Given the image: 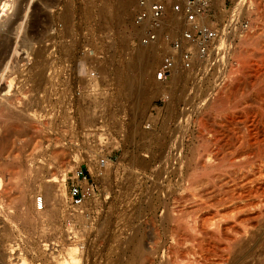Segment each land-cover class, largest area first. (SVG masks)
I'll list each match as a JSON object with an SVG mask.
<instances>
[{
    "label": "rangeland",
    "instance_id": "obj_1",
    "mask_svg": "<svg viewBox=\"0 0 264 264\" xmlns=\"http://www.w3.org/2000/svg\"><path fill=\"white\" fill-rule=\"evenodd\" d=\"M13 1L15 8L12 16L8 24L0 29V95L7 89L5 81L7 83L11 80L10 92L14 91L15 97L13 95L10 100L13 102V110L21 112V121L18 129L8 134L10 138L6 136L8 139L0 149V264H15L18 259L25 262L27 259H41L44 264H61L60 261L66 258V248L73 246V243L79 247L76 255L80 258L78 264H137L135 261H138V264H171L173 255L169 249L175 241L178 242V230L183 234V241L179 240L182 241L179 244L180 250L182 247L186 251L190 244L192 247L193 243L197 242L193 245L194 249L197 248L194 255H198L202 250L208 251L209 254L211 252L208 254L209 261L218 262L220 256V259L225 258L222 253L228 255L223 249L228 240L224 236L221 235L220 239L217 237V240L215 238V241L211 239L210 242L207 236L203 235V238L190 228L194 221L207 215L205 212H212L214 205H211L209 210V205H199L196 200H202L198 197V192L214 186L212 182L217 179L216 171L221 168H209L208 171L211 169L213 171L209 172L215 174L208 172L211 176L205 169L203 174V169L198 168L194 173L193 169L189 168L188 172L184 170L183 176L180 177L178 172L169 173L163 154L167 143L170 144L172 139L169 135L173 132H176L175 136H180L185 130L192 131L185 142L196 143L194 136L197 134L199 119L210 111L227 112L228 103L233 102L232 100L237 101L249 96V103L252 102V86L256 78L252 77L249 70L250 74L247 70H244L245 74L239 73L234 66L238 62L245 66L255 60L260 63L264 61V54L261 55L264 51L262 52L260 45L262 40L264 41V0H243L240 12H234L232 9L235 8V2L241 0H224V3L220 1L216 5L210 3L207 9L209 22L218 28L219 36L221 34L224 37L222 39H226L216 50L217 56L221 53L216 66L219 71L216 68L210 69L202 76L197 69L183 70L179 67L178 72L173 71L174 75L161 81L155 79V73L162 55L169 49L167 44L154 42L153 56H142L147 60L139 59V67L136 65V50L141 45L148 44L139 42L138 31L131 26L136 0ZM232 16L234 19L229 24L231 29L227 30L228 19ZM242 17L248 20L246 28L240 24ZM170 19L176 17L170 14ZM10 24L12 25L9 26ZM174 32L175 30L172 31ZM243 35L248 36L247 38L251 35L253 37L248 41L243 39L242 42ZM215 42L217 45L218 41ZM132 56L135 57L134 60ZM261 58L263 61H260ZM143 65L144 69L148 70L142 77L138 68ZM91 72L94 74L91 75ZM232 73L242 75L239 76V79L243 78L240 79L243 81L241 93L234 85L238 76L233 79ZM128 78L143 80L144 86H141L139 95L141 102L139 99L136 101L135 98L131 100L127 99L126 95V98L123 96L124 81H129ZM228 79L233 80L231 82L236 90L231 85L225 95L230 94L228 96L233 98L226 99L224 95V99H217L218 95L216 97L215 94L218 87ZM157 82L159 84H156ZM119 85L123 86L120 88ZM158 85L166 87L165 92L156 91ZM248 90L252 91L251 95L250 92L246 94ZM214 96L221 103L225 100L222 106L228 104L227 107L224 105L226 110L217 107L220 102L211 109L210 106H204L205 99ZM198 115H201V118L198 119ZM205 118L206 116L202 119L206 120ZM207 119L206 122L210 124V114ZM0 124L2 126V123ZM191 128L192 130H189ZM1 131L0 128V135ZM102 144L105 163L100 164L98 147ZM142 158L146 159L143 166L139 163ZM80 168L91 175L97 188L95 195L86 203L87 213L82 218L74 219L78 237L76 241H71L67 238L64 225L67 212L63 203L68 197L67 189L72 182L71 178L76 169ZM188 176H191L189 180ZM205 176L208 177L207 181L212 177L210 183L208 182L211 185L206 184L208 188L204 183L207 182ZM199 178L201 181H198ZM53 181H59L60 186L62 185L58 188L60 191L55 190L56 194L62 196L60 199L53 197L54 191L46 194L43 190V186ZM199 182L202 184L199 185ZM213 188L210 190L212 189L211 194L215 196L216 187ZM40 195L43 196L44 203L39 208L35 196ZM196 205L199 208H196ZM197 215L199 219L196 218ZM233 217L236 219L234 215ZM233 217L228 216L230 222H227L225 217L224 223L233 224L237 221ZM253 221L250 220L249 225H255H252L255 236L239 250L230 253L228 264H264V222ZM235 225L234 229L242 227L238 221ZM209 227L212 229L213 224ZM231 229L229 228V234L233 233ZM174 230H177V233ZM194 234H199V238ZM14 238L22 240L25 253V256L16 260L6 253V243ZM136 239H139L138 243ZM205 240L207 246L204 245ZM41 242L56 243L59 251L54 253L57 255L53 258L45 256ZM138 244L140 249L137 248ZM210 244L215 246L211 247ZM64 246L67 247L61 251ZM135 248L139 250L135 251ZM191 251L189 256L193 255ZM207 262L202 261L203 264Z\"/></svg>",
    "mask_w": 264,
    "mask_h": 264
},
{
    "label": "bare ground",
    "instance_id": "obj_2",
    "mask_svg": "<svg viewBox=\"0 0 264 264\" xmlns=\"http://www.w3.org/2000/svg\"><path fill=\"white\" fill-rule=\"evenodd\" d=\"M13 0H0V29L2 27H4L5 24H8L7 22L10 20L11 16H12V12H13V9L15 8L14 7V1L12 2ZM223 0H211V4L212 5H216V3L220 2ZM237 1V0H236ZM243 0L240 1H237L235 2V5H234V12H240L241 9V5L244 4L242 3ZM251 3V2H250ZM249 3V4H250ZM247 4V3H246ZM245 4V5H246ZM247 6V5H246ZM244 7V5H243ZM84 9V8H83ZM124 9V8H123ZM122 9V11H123ZM245 9V8H244ZM19 10V9H18ZM16 11V10H15ZM17 12V11H16ZM90 12V11H88ZM126 12V11H125ZM242 12V11H241ZM19 13V11H18ZM17 13V14H18ZM171 14V13H170ZM236 14V13H235ZM21 15V14H20ZM173 15V14H171ZM18 16V15H17ZM88 15H86L87 17ZM99 18V17H97ZM122 18V17H121ZM13 19V18H12ZM69 19V17H68ZM94 21V20H93ZM19 24H21L19 22ZM12 24H10L9 26H11ZM264 25V24H263ZM18 26V25H17ZM214 27V26H213ZM247 27V26H246ZM245 27V28H246ZM11 28V27H10ZM65 29V28H64ZM71 30V29H70ZM251 30V29H250ZM216 31H217V37L215 39V41H218L217 45H216V50H217V47L220 46V44L222 43L223 45V41L226 42L225 40L222 39L223 36H219V30L218 28H216ZM263 32H264V26H263ZM73 33V32H72ZM2 34V33H1ZM242 35V34H240ZM254 35V34H253ZM258 35V34H257ZM244 36V35H243ZM241 37L242 40L244 39L245 41H248L250 39H252V37L250 38H247L248 36H244V37ZM224 38V37H223ZM227 38V37H226ZM238 38H239V35H238ZM127 40V39H126ZM239 40H241L239 38ZM244 40L242 42H244ZM154 42H149L147 44V46H140L138 48V50L135 51V55L137 53L138 55V58L134 55V53H132V55H134L136 57V65L137 67H139L138 65V62L139 59H143L145 57H142V56H148L150 57L151 55L153 56L154 52L152 53L153 51V48L155 47V45H153ZM260 43V42H259ZM65 44V43H64ZM109 44V43H108ZM262 45L261 49L262 52L264 51V41L262 40ZM114 46V45H113ZM221 47V46H220ZM53 48V47H52ZM15 49V48H14ZM67 49V48H66ZM70 49V48H69ZM156 49V48H155ZM16 50V49H15ZM219 50H222V49H219ZM239 50V49H238ZM222 52V51H221ZM43 53V52H42ZM128 53V52H127ZM219 53V52H218ZM248 53V52H247ZM264 53H262L261 55L263 56ZM111 55V54H110ZM245 55V54H244ZM114 56V55H113ZM134 56L133 57V60H134ZM234 56V55H233ZM260 56V55H259ZM237 57V56H236ZM250 57V56H249ZM256 57V56H255ZM264 57V56H263ZM65 58V57H64ZM147 58H145L147 60ZM257 58V57H256ZM116 59V58H115ZM144 59V60H145ZM262 59V58H261ZM143 60V61H144ZM235 60V59H234ZM258 60V58H257ZM111 61V60H110ZM130 61V59H129ZM143 61H140V63H143ZM260 61H263L260 60ZM117 62V60H116ZM132 62V61H131ZM259 62V60H258ZM258 62L255 60V62H250V64L248 63L247 65L245 66H242L243 63H240L238 62V64H235L234 66V69L236 71H240L239 73L244 72V70H249L252 77L256 78L254 79V83H253V86L254 88V92L252 91H249L246 93V94H250L251 95L253 93V97L251 96L252 98V102L250 101L249 103V99L250 98L249 96H247L246 94H244V96L248 97V98H245V99H240V100H237V101H234L232 100L233 102H230V100L233 98H230V94H226L225 95V92H227V90L229 91V87H232L231 85L232 82L231 80L232 79H228V80H225L224 83H222L219 87H218V91L217 93L215 94L217 99H224L223 96L225 95V98L226 99H230L228 102V108L230 109H227V112H219L218 110V113H214V112H211L208 113V115L210 114L211 115V122L209 124V122L207 123L206 120L207 119V116L208 115H205L206 116V120L202 119L204 117H200L198 115V119L199 121L197 122V134L194 136L196 138V143H193L191 141L192 144H186V138L189 136L190 132L192 131H186L181 134L180 136H175L174 133L176 132H173V134L169 135L171 136L172 139H170V144L167 143V148H166V151L165 153L163 154V158H164V161L165 163L167 164L168 163V171L169 173L170 172H178L179 176H183V172L184 170L187 171V169H193L197 171V169H203V174H204V169L205 171H207V173L209 171H213L211 169H214L217 170V167L221 168L219 170H217L216 172V178L215 180H213L214 182H212V184L214 183V186L209 184L210 180L212 177H210L209 181H207V178L209 176H211L210 174L212 175H215L213 174L212 172H209V176L208 174L205 172V174L208 176H205V180L207 182H204L205 185L208 184V185H211L213 187H216V190H215V196H213V193L211 190L214 189L213 187H209V189H203L204 191L202 192H198L199 194V198L202 199L200 201L196 200V202L199 204V205H206L208 206L207 208L209 209V207L211 205H214V208L212 207L213 210H211L212 212H209L207 210V212H205V215L207 213V215L204 217V215L201 213V217L202 219L200 220H196L194 221V223L191 224V227L192 228L191 230L193 231H196L197 233H199L200 235H205L207 236V238L210 239V242H211V239H215L217 240V237H219V239L221 238L220 236H224L225 239H227V246L223 247V249H225L228 253V255H225V252L222 253L224 254V256H226L225 258L223 259H220L221 256L218 258L220 261L218 262H215V260H213L214 262L212 261H209L210 257L209 255V252L207 253L206 251L203 252L202 250H200L198 253V255H194V253L196 254V249H194V246L193 245H196V243L192 245L193 247V250L191 251L192 247H191V244H190V247L188 248L189 251L192 252V256H189L190 253L188 250H184L182 249L181 247V250L179 249V244L183 241V234L181 235L179 230H178V233H177V230H174L175 233H177V237L176 239L178 240L175 241V244L177 243V245H172L169 249L170 252H172V259H171V264H200L202 263V261H208L206 264H225L227 263L228 264V256L230 255L231 252L233 251H237V249L239 250L240 247H242L245 243H247L250 239L252 240V237L255 236V232L252 228V225L251 226L249 225V222L250 220H254V221H259L261 223V221L264 222V61L262 63ZM127 63V62H126ZM134 63V61H133ZM139 63V64H140ZM128 64V63H127ZM126 64V65H127ZM132 64V63H131ZM242 64V65H240ZM262 64V65H261ZM109 65V64H108ZM129 65V64H128ZM135 64H133L134 66ZM144 65H145V62H144ZM144 65L141 66L140 68H138V71L139 73L141 74V76L143 77L142 74H144L148 69H144ZM111 66V65H110ZM132 66V65H130ZM132 66V68H133ZM118 67V66H117ZM44 68V67H43ZM112 68V67H111ZM128 68H131L128 66ZM178 66H176L175 68H173L172 70V74L174 73L173 71H177L178 72ZM233 68V67H232ZM221 69V68H220ZM234 69L231 70V67H230V70L233 71ZM44 70V69H43ZM117 70V69H116ZM118 71V70H117ZM121 71V70H120ZM130 71V70H129ZM128 71V72H129ZM137 71V73H138ZM231 71H229L231 73ZM235 71V72H236ZM246 71V73H247ZM248 71V74H250ZM127 72V71H126ZM125 72V74H127ZM234 72V71H233ZM237 72V73H238ZM44 73V72H43ZM117 73V72H116ZM138 73V74H139ZM124 74V75H125ZM136 74V75H138ZM176 74V73H175ZM178 74V73H177ZM183 74V73H182ZM233 74V79H235V77L237 78V74L234 75ZM231 74V75H232ZM121 75V73H120ZM129 75V74H128ZM174 75V74H173ZM214 75V74H213ZM241 75V74H240ZM239 75V76H240ZM247 75V74H246ZM115 76V75H114ZM118 76H119V73H118ZM179 77V75H176ZM235 76V77H234ZM239 76L238 78L236 79V81L234 82H237L235 83L234 85H236V88L239 90L240 92V89H241V86L243 88V85L242 82L240 79H239ZM242 76V75H241ZM248 76V75H247ZM110 77V76H109ZM127 77V76H126ZM134 77V76H133ZM138 77V76H137ZM140 77V76H139ZM140 77V78H142ZM175 77V76H174ZM228 78L230 77L227 76ZM251 77V76H250ZM117 81L119 82V78L116 77ZM140 78H133V79H129V81H124V91L122 93L123 96L126 95L127 99L128 98H132V99H139V95H140V91H141V86H144L142 85V79L139 80ZM122 79V78H121ZM125 79V77L123 78V80ZM156 79V78H155ZM172 79L174 80V78L172 77ZM252 79V78H251ZM177 80V79H175ZM121 81V80H120ZM205 81V80H204ZM216 81V80H215ZM233 81V80H232ZM154 83V81H152ZM248 82V81H247ZM250 82V83H251ZM123 83V82H122ZM218 83V82H217ZM249 83V84H250ZM5 88L6 91H4V93L2 95H0V123H2V126L0 124V128L2 129L1 131V135H0V149L3 147V143L6 139L10 138L8 134H10V131H13L14 132V129H18V126H19V123H20V113L21 112H15L13 105H12V101L10 100L11 98L15 97V93L13 92H10L12 91V81L11 80H8L7 83L5 81ZM121 84V83H120ZM145 84V83H143ZM156 84H159V82H157ZM193 84V83H192ZM215 84V83H214ZM146 85V84H145ZM233 85V87H234ZM252 85V84H251ZM120 86V85H119ZM123 86V85H121ZM120 86V88H121ZM148 86V85H147ZM214 86V85H213ZM169 87V86H168ZM155 88V87H154ZM165 88L166 87H163V85H158V87L156 88V91H159L160 93H163L162 91L165 92ZM249 88V89H250ZM144 89V88H143ZM212 89V88H211ZM235 89V87H234ZM120 90V89H119ZM123 90V88H122ZM121 90V91H122ZM128 90V91H127ZM168 90V88H167ZM166 90V92H167ZM171 90V89H170ZM208 90V89H207ZM236 90V89H235ZM237 90V91H238ZM251 90V89H250ZM126 91V92H125ZM155 91V89H154ZM211 91V90H210ZM243 91V90H242ZM118 92V91H117ZM188 92V91H187ZM214 92V91H213ZM252 92V93H251ZM13 93V94H12ZM143 93V91H142ZM145 93V92H144ZM173 93V92H172ZM211 93V92H210ZM228 93V92H227ZM241 93V92H240ZM244 93V92H243ZM62 94V93H61ZM121 94V93H120ZM170 94V93H169ZM179 94V93H178ZM207 94V93H206ZM209 94V93H208ZM221 94V96H220ZM236 94V92L234 93ZM238 94V93H237ZM14 95V96H13ZM210 95V94H209ZM208 95V96H209ZM239 95V94H238ZM238 95H235L236 97ZM13 96V97H12ZM63 96V95H62ZM121 96V95H120ZM207 96V97H208ZM234 96V97H235ZM66 97V96H65ZM125 97V96H124ZM125 97V98H126ZM144 97V96H143ZM146 97V96H145ZM144 97V98H145ZM216 97H209V98H204L206 103L204 106H210L209 108L211 109V107H213L214 105H216V103L219 104L220 100L218 101L216 99ZM222 97V98H220ZM235 97V98H236ZM168 98V96H167ZM185 98V97H184ZM183 98V99H184ZM196 98V97H195ZM234 98V99H235ZM131 99V100H132ZM134 99V100H135ZM238 99V98H237ZM92 100V99H91ZM186 100V99H185ZM94 101V100H93ZM130 101V100H129ZM140 101V99H139ZM169 101V100H168ZM212 101V102H211ZM225 101V100H224ZM219 105L221 106H217V107H220V109L223 107L224 109H222L223 111L226 110L225 109V106L223 104V102ZM141 102V101H140ZM167 102V101H166ZM99 104V103H98ZM104 104V102H103ZM116 104V103H115ZM187 104V103H186ZM195 104V103H194ZM122 106V105H121ZM192 106V105H191ZM206 107V108H207ZM227 107V106H226ZM16 108V107H15ZM196 108V107H195ZM14 109V110H13ZM18 109V108H17ZM87 109V108H86ZM174 109V108H173ZM200 109V108H199ZM235 109V110H234ZM143 110V108H142ZM229 110V111H228ZM234 110V111H233ZM236 110H240L241 112H235ZM176 111V110H175ZM198 111V110H197ZM221 111V110H220ZM87 112V111H86ZM204 112V111H203ZM202 111H200V113H203ZM174 113V112H173ZM199 113V114H200ZM206 113V112H205ZM81 114V113H80ZM142 114V113H141ZM207 114V113H206ZM84 115V113H83ZM82 115V116H83ZM194 115V114H193ZM177 116V115H176ZM188 116V115H187ZM196 116V115H195ZM192 117V115L190 116ZM84 120V119H83ZM195 120V119H194ZM165 121V120H164ZM197 121V120H196ZM196 121L195 123L192 122V124H196ZM139 124V123H138ZM154 124V123H153ZM191 124V125H192ZM159 125V124H158ZM169 125V124H168ZM162 126V125H161ZM188 126V125H187ZM193 126V125H192ZM163 127V126H162ZM182 127V126H181ZM164 128V127H163ZM173 128V127H172ZM186 128V127H185ZM184 128V129H185ZM189 128V127H188ZM186 128V129H188ZM166 129V128H165ZM174 129V128H173ZM175 130V129H174ZM189 130H192L189 129ZM145 131V130H143ZM184 131V130H183ZM195 131V130H194ZM138 132V131H137ZM136 132V133H137ZM181 132V131H180ZM141 133V132H139ZM144 133V132H143ZM146 134V133H145ZM149 134V133H148ZM166 134V133H165ZM179 134V133H178ZM8 135V138H6V136ZM174 135V136H173ZM143 136V135H142ZM149 136V135H148ZM144 137V136H143ZM157 137V136H156ZM155 137V138H156ZM193 137V138H194ZM154 138V140H155ZM164 138V137H163ZM151 140V139H150ZM159 140V139H157ZM144 141V139H143ZM142 141V142H143ZM155 142V141H154ZM169 142V141H168ZM156 143V142H155ZM144 144V143H143ZM145 145V144H144ZM161 145V144H160ZM147 147V146H146ZM161 150V149H160ZM149 151V150H148ZM146 154V153H145ZM152 155V154H151ZM160 155V154H159ZM162 157H160L161 159ZM96 159V158H95ZM135 159V158H134ZM139 160V159H138ZM163 160V159H162ZM95 163H98L97 160H94ZM145 161L146 159L142 158L140 160V164L143 166L145 165ZM161 161V160H159ZM105 163V162H104ZM131 163V162H130ZM150 163V162H149ZM156 163V162H155ZM147 164V163H146ZM159 165V164H158ZM154 166V165H153ZM172 166H174V168H172ZM159 167V166H158ZM157 167V168H158ZM140 168V167H139ZM143 168V167H142ZM153 168V167H152ZM155 168V167H154ZM211 168L209 171L208 169ZM170 169V170H169ZM154 170V169H153ZM152 170V171H153ZM159 170V169H158ZM167 170V169H166ZM214 170V172H215ZM131 171V170H130ZM63 172H64V169H63ZM76 172V171H75ZM188 172V171H187ZM200 172H202L200 170ZM129 173V172H128ZM153 173V172H152ZM192 173V172H191ZM195 173V171H194ZM167 174V173H166ZM128 175V174H127ZM172 175V174H171ZM170 175V176H171ZM187 175V174H186ZM168 176V175H167ZM180 176V177H181ZM185 176V175H184ZM193 176V175H191ZM191 176H188V178H191ZM198 176V175H197ZM204 177V176H203ZM202 177V179H203ZM130 178V177H129ZM155 178V177H154ZM167 178V177H166ZM172 178V177H170ZM1 179V178H0ZM169 179V178H168ZM55 180V179H54ZM189 180V179H188ZM200 180V178L198 179V181ZM218 182L216 183L215 181ZM170 181V180H169ZM195 181V180H194ZM201 181V180H200ZM204 181V180H203ZM59 182V181H58ZM54 183V181L51 183V184H46L45 186H43V190L46 194H48L49 192H52L53 194V197H57L58 199H60L59 197H62L60 196V194H56L55 190H58L60 191L58 188L61 187L60 186V183ZM178 182V180L176 181ZM174 183V184H177V183ZM185 182V181H184ZM209 182V183H208ZM54 183V184H53ZM179 183V182H178ZM202 184V183H201ZM200 182H199V185H201ZM182 185V183H181ZM186 185V184H185ZM206 185V188H208ZM178 186V184H177ZM204 186V184H203ZM201 186V189L202 187ZM124 187V186H123ZM173 187V186H172ZM200 187V186H199ZM205 187V186H204ZM168 188V187H167ZM210 188H212L210 190ZM62 189V188H61ZM130 189V188H129ZM176 189V188H175ZM150 190V189H149ZM172 190V188H171ZM174 190V189H173ZM62 191V190H61ZM176 191V190H174ZM198 191V190H197ZM216 191L218 193H216ZM170 193V192H169ZM171 194V193H170ZM62 195V194H61ZM40 204L43 205L44 203V199H43V196L40 195ZM197 197V195H196ZM56 198V199H57ZM37 199V196H35V201ZM63 200V198H61V201ZM67 200V199H66ZM60 201V200H59ZM60 201V202H61ZM192 201V200H191ZM179 202V201H177ZM193 202V201H192ZM191 202V204H192ZM59 203V202H58ZM194 203V202H193ZM66 204V201H64L63 205L65 206ZM197 204V205H198ZM196 205V206H197ZM203 206H200V207H203ZM205 206V207H206ZM196 208H199L198 206ZM210 210V209H209ZM204 212V211H203ZM240 213V214H239ZM236 214V215H235ZM233 215L236 217V219L233 217ZM83 215L79 214L77 218H82ZM228 216H232L235 220L238 221V223L242 226L239 230L238 229H234L235 224H237V221L234 222V219L232 218V222H234L233 225L232 223H229L227 224L226 222L224 223V219L225 217H227V219H225L226 221L228 220ZM199 217H200V214H199ZM198 215L196 216V218H198ZM195 218V217H194ZM256 219V220H255ZM195 220V219H193ZM79 221V219H78ZM253 221V222H254ZM256 221V222H257ZM227 222H230L229 220ZM255 223V222H254ZM212 225L213 224V228L211 229L209 227V225ZM243 224V225H242ZM264 224V223H263ZM262 224V225H263ZM261 225V224H259ZM190 226V225H189ZM255 226V225H253ZM212 227V226H211ZM229 228H232V234H229ZM256 229V228H254ZM228 230V232H227ZM230 230V231H231ZM257 231V230H256ZM174 233V234H175ZM195 233V232H194ZM193 234V232H192ZM197 235V234H194L196 235V237L200 236V235ZM263 234V233H262ZM75 235L76 237H78L77 235V232H75ZM184 236H185V233H184ZM189 236V235H188ZM136 236H134L135 238ZM194 237V239L196 238ZM264 237V236H263ZM187 238V236H186ZM190 238V236L188 237ZM199 238V237H198ZM197 238V239H198ZM204 238V236H203ZM196 239V241H197ZM202 239V238H201ZM137 240V239H136ZM179 240H182L179 242ZM184 240H185V237H184ZM192 240V239H191ZM190 240V241H191ZM222 240V239H221ZM73 241H76V238L73 240ZM134 241V240H132ZM139 239L137 240V243H138ZM215 241V240H214ZM212 241V242H214ZM194 242V240H193ZM204 243V240L202 241ZM217 242V241H216ZM215 243V242H214ZM213 243V244H214ZM74 245L71 246V247H67V246H64L61 248V251L66 248V251H65V257L62 262L60 261L61 264H63L64 262L66 263L68 260H71L73 262H79L80 261V258L76 257L77 255V251L79 250V247L76 245V243H73ZM219 244V243H218ZM251 244V243H250ZM257 244V243H256ZM199 245V244H197ZM206 245V240H205V244ZM208 245V244H207ZM206 245V246H207ZM212 244H210L211 246ZM138 246V247H137ZM135 245V247L139 248L140 249V246L139 244L138 245ZM202 245H200L201 247ZM215 246V245H214ZM214 246H211V247H214ZM223 246V243L222 245ZM255 246V245H254ZM134 247V246H132ZM187 247V246H186ZM196 247V246H195ZM216 247H220V246H217ZM135 248V251L136 250H139ZM210 248V247H209ZM50 249V247L48 248ZM187 249V248H186ZM199 249H203V248H199ZM215 249V248H213ZM256 249V248H255ZM112 250V249H111ZM133 250V249H132ZM184 250V251H183ZM204 250V249H203ZM206 250H208L206 248ZM59 249L57 248L55 251L51 250L49 251V253L46 251L43 253L45 254V256H47L48 258H53L54 256L57 255V253H54V252H58ZM212 251V250H211ZM215 251V250H214ZM137 255L139 254V251H137ZM240 252V251H239ZM187 253H189L187 255ZM136 254V253H134ZM209 254V255H208ZM51 255V257H50ZM140 255V254H139ZM138 255V257H140ZM216 255V254H215ZM132 256V255H131ZM137 257V256H136ZM263 257V256H262ZM134 258V257H133ZM132 258V259H133ZM146 258V257H145ZM217 258V257H216ZM135 259V258H134ZM142 259V258H141ZM209 259V260H208ZM215 259V258H214ZM139 260V259H138ZM212 260V258H211ZM56 261V260H55ZM121 261V260H120ZM132 261V260H131ZM140 262L142 260H139ZM59 262V261H58ZM137 262L138 264V261H135V263ZM143 262V261H142ZM263 262V261H262ZM25 261H23V259H18V261L15 263V264H24ZM64 263V264H65ZM203 264V263H202Z\"/></svg>",
    "mask_w": 264,
    "mask_h": 264
},
{
    "label": "built area",
    "instance_id": "obj_3",
    "mask_svg": "<svg viewBox=\"0 0 264 264\" xmlns=\"http://www.w3.org/2000/svg\"><path fill=\"white\" fill-rule=\"evenodd\" d=\"M210 2L211 0H136L131 26L138 31L139 42L147 44L161 41L169 47L158 63L155 73L157 80H167L176 66L183 70L197 69L202 76L210 69L216 68L221 53L218 56L216 54L215 39L218 34L216 27L209 22L207 14ZM170 13L176 19H170ZM233 19L234 16L228 19L227 30L231 29L229 24ZM240 24L245 28L248 20L242 17ZM174 30L175 32L172 33ZM218 69L219 67L216 68ZM93 74L91 72V75ZM98 152H100L98 153L100 164H103L104 144L98 147ZM71 179L72 182L67 189L68 197L65 204L67 215L64 225L68 240L73 241L77 238L74 219L79 214L87 213L86 203L95 195L97 184L91 175L81 168L76 169ZM36 205L41 207L38 196ZM6 244V253L11 259L16 260L18 257L25 256L20 238L11 239ZM41 246L44 252L48 253L57 249L56 243L53 242H41ZM24 264H44V262L41 259H27ZM65 264H78V262L68 260Z\"/></svg>",
    "mask_w": 264,
    "mask_h": 264
}]
</instances>
